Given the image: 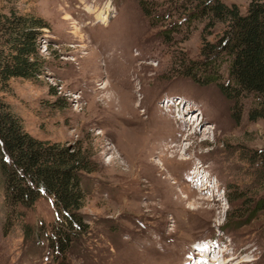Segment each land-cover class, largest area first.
<instances>
[{"label":"rangeland","instance_id":"374dc122","mask_svg":"<svg viewBox=\"0 0 264 264\" xmlns=\"http://www.w3.org/2000/svg\"><path fill=\"white\" fill-rule=\"evenodd\" d=\"M182 1L0 0V12L49 23L44 72L11 78L0 97L28 133L81 151L89 167L80 172L86 229L63 248L54 197L11 205L0 167V264H189L201 241L214 257L264 264V210L248 217L264 197V119L250 117L254 94L230 99L210 71L193 70L226 24L189 21L194 6L175 8ZM221 1L242 13L250 3Z\"/></svg>","mask_w":264,"mask_h":264},{"label":"trees","instance_id":"16d2710c","mask_svg":"<svg viewBox=\"0 0 264 264\" xmlns=\"http://www.w3.org/2000/svg\"><path fill=\"white\" fill-rule=\"evenodd\" d=\"M189 3L194 6L188 13L189 21L207 17L208 27L216 22L226 24L221 37L214 43L207 42L201 49L205 58L193 62L196 65L193 70L210 71L212 77L206 79H213L207 81L217 82L230 99L254 94L257 102L249 111L250 117L264 119V0H250L247 13H242L237 4L229 5L221 0H183L175 8L187 10ZM48 27L46 19L32 11L0 12V90L13 77L34 78L44 72L46 57L39 45ZM225 55L230 58L226 84L219 81L217 71ZM80 153L32 136L0 97V167L8 201L11 205L31 206L44 193L52 195L64 218L63 228L57 232L58 246L62 248L68 245L74 232L78 234L86 229L79 213L84 199L80 172L89 167ZM257 157L264 166V151L257 153ZM236 198L239 197H228L230 202ZM261 210H264V197L250 210L249 219Z\"/></svg>","mask_w":264,"mask_h":264},{"label":"bare ground","instance_id":"6f19581e","mask_svg":"<svg viewBox=\"0 0 264 264\" xmlns=\"http://www.w3.org/2000/svg\"><path fill=\"white\" fill-rule=\"evenodd\" d=\"M181 101V100H180ZM181 103H182V101H181ZM201 114V113H200ZM200 114H198L197 115V118H196V120L197 119H199V117H200ZM184 115V114H183ZM183 122V121H182ZM185 122V121H184ZM184 126H187L186 125V122H185V124H184ZM189 130H191V129H187V130H184L183 131V133H182V135H181V137L182 136H188V133H189ZM186 139V138H185ZM183 141H184V139L182 140V138H180V139H178L177 140V143H183ZM180 147V146H179ZM199 170H201V167H200V169ZM199 170H197V175H199V177H200V174H202V171H200V173H199ZM198 177V176H197ZM197 177H195V181H197L198 182V179L199 178H197ZM207 179V178H206ZM200 180V179H199ZM207 189V188H206ZM210 189V188H209ZM205 192H207L206 190H204ZM203 245H206V242L205 241H203L202 243H201V249H199L200 251H199V254L200 255H202L201 256V258H210V256H211V258H213V264H218V263H220V264H234V257H228V254H225L224 252H225V250H220L219 252H218V254H215L216 256L214 257V252H215V248H212L211 246H209V247H207V248H203ZM220 245H217L216 247L217 248H220L219 247ZM213 249V250H212ZM201 252V253H200ZM194 253H197V251L196 252H194ZM194 253H193V255H190L189 257H190V260H189V264H207V262H206V259H199V258H197L196 256H194ZM227 253V252H226ZM199 259V260H198ZM196 260H198V262L196 261ZM223 261V262H222ZM212 264V263H211ZM237 264V263H236Z\"/></svg>","mask_w":264,"mask_h":264}]
</instances>
